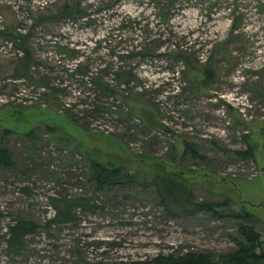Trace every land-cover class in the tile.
<instances>
[{
  "label": "rangeland",
  "instance_id": "rangeland-1",
  "mask_svg": "<svg viewBox=\"0 0 264 264\" xmlns=\"http://www.w3.org/2000/svg\"><path fill=\"white\" fill-rule=\"evenodd\" d=\"M100 1L0 0V145L10 147L15 159L14 167L0 168V264L130 263L188 250L214 253L216 264H223L219 254L234 249L236 237L243 239L237 213L250 212L249 222L264 239V0H163L168 20L157 0H111L98 10ZM68 7L73 14L87 8L90 23L65 14ZM130 17L149 22V31L135 21L118 30ZM11 30L18 32L8 34ZM55 36L88 51L93 40L101 39L99 53L109 70L134 66L146 86L161 88L147 96L153 110L143 114L141 103H135L138 111L132 114L145 125L130 126L125 114L117 113L87 117L93 121L87 129L74 122L67 107L94 89L89 83L81 91L79 81L69 79L67 61L52 45ZM227 38L224 58L214 45ZM6 39L17 42L24 54L30 49L44 70L53 66L52 85L67 84V89L55 95L48 88L42 98L26 99L33 98L32 86L17 78L15 69L24 54L18 55ZM179 45L193 54L190 69L175 59L182 58L173 54ZM147 47L154 54L141 52ZM208 67L213 72L204 82ZM64 77L68 80L62 82ZM102 100L113 102L112 97ZM37 125L43 128L38 138H26L25 132ZM45 125L57 126L64 138ZM5 128L13 132L5 134ZM187 140L206 157L184 153ZM249 143L254 156L235 152ZM92 157L148 179L159 164L181 171L195 199L227 200L217 205L223 215L171 213L155 187L139 182L99 191L91 180ZM64 193H83L101 207L79 210L75 223L48 224L54 212L50 197ZM18 216L34 219L39 227L26 237L21 252L11 253L7 227Z\"/></svg>",
  "mask_w": 264,
  "mask_h": 264
},
{
  "label": "trees",
  "instance_id": "trees-1",
  "mask_svg": "<svg viewBox=\"0 0 264 264\" xmlns=\"http://www.w3.org/2000/svg\"><path fill=\"white\" fill-rule=\"evenodd\" d=\"M157 2L159 5V11L162 12L161 14L166 15V6H161L163 0H157ZM111 3V0H101L98 10L103 9L104 6L111 5ZM65 14L86 18L89 23L91 21H89V18L91 17L90 15H92L85 7L77 8L74 12L75 15L73 14L72 9H69L68 7ZM167 18L166 15L165 19ZM134 21L137 24L140 23V25L144 26L146 31H149L150 23H145L146 21H141L138 17H130L129 20L123 19L118 24L117 29L119 30L123 28L126 22L132 24ZM17 32L18 31L16 30H11L8 34H15ZM13 36L15 35H12V37ZM61 39L62 37L59 38L57 36L53 39L52 45L55 47V51L62 55L63 58H61V61H67V63L65 62L66 66L64 65L65 70L67 71V76L69 79L79 81V84H81V86H79L81 91H86L87 88H89V83L93 85L92 88L94 89V91H92L93 94L90 93V96L86 95L87 97L85 99H80L78 102L70 104V107H67V109L71 111L69 116L74 122H77L81 127L87 129L89 123H93V121L87 119V117L99 119L97 113H102L111 117H113L112 115L115 113L119 116L125 114L123 116L126 117L125 120L130 121L132 117L135 116V114L132 113L138 111L135 103H141L140 110L143 114L146 113L145 110L147 108L154 109V103L151 102L152 100L147 96L152 92H159V89L161 88L155 89L150 85L146 86L147 82L145 78L135 70L136 68H134V66H129V68L118 67L116 70H109V65L102 62L101 54L99 53V49H101L102 46L101 39L92 41L90 51L86 50L85 47L78 42L73 43ZM228 42V38L218 41L214 45L215 53L221 54L226 58L228 53L226 45ZM15 45L18 46V43L16 42ZM110 48H112L110 50L115 53V45ZM141 52L143 54H154L151 47L142 49ZM174 52V55L182 57H176L175 59H183L185 63L184 67H187L188 65L186 69H190V65L194 63L193 54L180 45L177 46V50H174ZM120 55L123 57L125 54L120 53ZM44 68L45 65L43 62L36 59L30 49L25 50V54L19 59L18 66L15 68L17 76H19L17 78L22 80L27 79L28 87L32 86L30 90H32L33 100H37L46 95V90H43L44 88L47 90L48 88L49 90L53 89L52 92L55 95L58 91L67 89V84H64L62 88L52 85V82H54L52 78H55V76H52V71L54 70L53 66H49L47 71L44 70ZM178 71L181 70L177 69L176 72ZM212 72V67L205 68L204 82H206V80L210 81L209 78L212 75ZM109 73H112L113 77L109 76L107 78ZM36 74H38L39 78H36ZM193 77L197 79L198 74L193 73ZM65 78L66 77L62 78V82L65 81ZM66 79L68 80V78ZM50 83L51 85H49ZM103 96L112 97L113 102L109 103L103 101ZM23 98L25 99V97ZM87 98H91L90 101L87 102ZM26 99L30 100V98ZM80 102L83 105L88 103L91 107L83 110V108H80L79 106ZM152 105L154 107H152ZM129 115L130 117H128ZM123 117H121V119ZM133 120L134 122L132 125L136 126H140L139 122L146 123L141 119L140 121L136 119ZM45 129L49 130L53 136L64 138V136L59 133L57 126L45 125ZM42 130L43 128L41 126H34L25 132V136L26 138H38ZM4 132L5 134H10L13 130L5 128ZM67 140H70L68 136ZM185 143L186 147L184 153L191 152L194 156L202 158L206 157L197 150L196 144L188 140ZM248 145L249 146L246 148L237 149L235 152L242 157L254 156V150L251 144L249 143ZM13 153L14 152L11 148L7 145H0L1 169L5 170L14 167L15 159ZM90 169L91 180L95 183L96 188L99 191H108L112 186H124L132 182H139L145 187H155L165 209L171 213H178L179 211L193 213L206 210L215 216H222L223 212L217 205H223V203L225 204L227 202V200H223L222 203H219L211 200L200 201L195 199L188 178L184 176L181 171L167 170L160 164L157 166V169L151 173V179L139 176L137 172H128L124 170V165L113 162L106 163L95 157L91 158ZM50 203L54 212L48 219V224L75 223L79 220V210L82 212H95L101 207V205L92 197L86 196L83 193L72 195L64 193L57 196L52 195L50 197ZM236 215L241 219L238 223V230L243 239L241 240L236 237V247L227 252L220 253L219 261L223 264H264V239H262V234L257 227L249 222L251 216L250 212L246 211L245 213H237ZM38 227L39 225L34 219L24 216H18L15 218V220L8 224L7 227L6 250L11 253L21 252L26 246V237L31 233H35ZM216 262L217 260L215 259L214 253L204 250H188L183 253L170 252L167 254H158L151 260L141 259L130 263L123 260L115 262L99 261L98 264H216Z\"/></svg>",
  "mask_w": 264,
  "mask_h": 264
},
{
  "label": "built area",
  "instance_id": "built-area-1",
  "mask_svg": "<svg viewBox=\"0 0 264 264\" xmlns=\"http://www.w3.org/2000/svg\"><path fill=\"white\" fill-rule=\"evenodd\" d=\"M19 29H21V28H19ZM4 41H7L8 43H10L14 48H15V52L18 54V55H22V54H24V51L21 49V48H19L17 45H15V43H14V41L13 40H8V39H6V40H4ZM20 80H22V79H20ZM30 88V87H29ZM43 90H46V88H44ZM31 92H32V90H30ZM30 100H32V98H30ZM133 119H136V120H138V121H140V118L138 117V116H133L132 117V119L129 121V124L128 125H132V123L134 122V120ZM139 125H145V123L144 122H139ZM133 126V125H132ZM157 133H159V132H157ZM161 140H164V139H161ZM73 164H75V165H77V164H79V162H77V163H73ZM75 165H73L74 167H72V170H74L75 172H79V170L78 171H76L77 170V167L78 166H75ZM71 166V165H70Z\"/></svg>",
  "mask_w": 264,
  "mask_h": 264
}]
</instances>
